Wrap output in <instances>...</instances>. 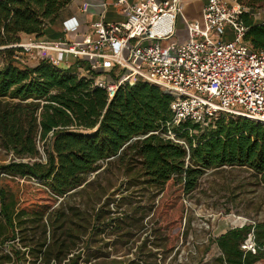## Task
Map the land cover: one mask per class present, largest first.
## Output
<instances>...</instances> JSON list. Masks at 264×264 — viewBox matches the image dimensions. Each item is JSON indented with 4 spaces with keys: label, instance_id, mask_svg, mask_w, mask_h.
<instances>
[{
    "label": "trees",
    "instance_id": "trees-1",
    "mask_svg": "<svg viewBox=\"0 0 264 264\" xmlns=\"http://www.w3.org/2000/svg\"><path fill=\"white\" fill-rule=\"evenodd\" d=\"M72 1L0 0V53L12 58L16 49L11 45L20 43L23 34L47 35ZM239 2L253 10L264 0ZM243 22L248 28L245 39L264 50V24L248 14ZM172 101L158 86L141 80L121 85L109 99L92 78L48 59L24 68L8 61L0 68V145L20 160L1 166L0 202L12 238L17 228L43 222L59 198L113 159L152 186L163 189L172 180L186 194L207 170L225 166L245 167L264 183V124L225 113L207 125L174 124ZM16 179L37 180L45 195L21 203ZM76 216L77 211L69 219L65 213L56 215L59 235L75 240L81 232ZM251 234L254 250H246L242 245ZM215 241L221 255L211 264H255L264 259V221L229 229ZM45 242V261H60L67 254L65 240L53 243L55 247Z\"/></svg>",
    "mask_w": 264,
    "mask_h": 264
},
{
    "label": "rangeland",
    "instance_id": "rangeland-1",
    "mask_svg": "<svg viewBox=\"0 0 264 264\" xmlns=\"http://www.w3.org/2000/svg\"><path fill=\"white\" fill-rule=\"evenodd\" d=\"M204 2L186 0L184 9L185 16L198 19L202 27ZM258 11H264V2L255 5ZM183 26L180 22L178 28ZM40 41L23 34L18 44ZM18 44L11 45L16 49L12 58L0 53V68L8 61L20 68L34 67L48 55V51L25 50ZM66 60L75 63L70 55ZM74 69L70 68L73 73ZM86 72V68L80 70L81 74ZM39 147L42 149L41 143ZM13 160L20 159L0 145V183L4 182L1 166ZM116 160L102 162L82 186L59 198L44 217L45 226L43 222L28 223L16 229L14 239L0 202V264H211L221 255L217 237L229 229L264 221V183L245 167L209 169L196 189L186 194L172 180L163 189L152 186ZM16 181L22 187L21 203L27 197L35 198V194L45 195L44 186L37 180ZM75 211L78 216L74 220L81 232L71 241L65 234L59 235L61 229L56 227L59 224L55 218L65 213L69 219ZM252 236L242 248L254 250ZM45 238V243L54 247L53 243L60 245L65 240L68 250L60 261L44 260L41 251L45 250ZM57 238L59 241L54 242ZM255 264H264V259Z\"/></svg>",
    "mask_w": 264,
    "mask_h": 264
},
{
    "label": "built area",
    "instance_id": "built-area-1",
    "mask_svg": "<svg viewBox=\"0 0 264 264\" xmlns=\"http://www.w3.org/2000/svg\"><path fill=\"white\" fill-rule=\"evenodd\" d=\"M111 4L122 13L121 21L103 15L78 40L17 46L48 51L45 59L92 78L109 99L126 83L156 85L173 97L174 124L207 125L220 113L264 124V50L245 39L243 22L248 14L264 24V11L255 12L239 0H205L202 27L198 19L185 16L186 0ZM89 7L84 1L82 12ZM69 55L74 65L66 60ZM83 68L87 72L81 74Z\"/></svg>",
    "mask_w": 264,
    "mask_h": 264
},
{
    "label": "crops",
    "instance_id": "crops-1",
    "mask_svg": "<svg viewBox=\"0 0 264 264\" xmlns=\"http://www.w3.org/2000/svg\"><path fill=\"white\" fill-rule=\"evenodd\" d=\"M84 1L90 4L87 12L81 10ZM113 2L114 0H73L61 12L58 24L47 35L37 39L44 42L58 41L61 38L68 41L78 40L89 30V24L101 19L103 15L107 21H121L123 15L111 4ZM110 10L112 16L109 17Z\"/></svg>",
    "mask_w": 264,
    "mask_h": 264
},
{
    "label": "water",
    "instance_id": "water-1",
    "mask_svg": "<svg viewBox=\"0 0 264 264\" xmlns=\"http://www.w3.org/2000/svg\"><path fill=\"white\" fill-rule=\"evenodd\" d=\"M3 48H5V47H3ZM1 49V48H0Z\"/></svg>",
    "mask_w": 264,
    "mask_h": 264
}]
</instances>
